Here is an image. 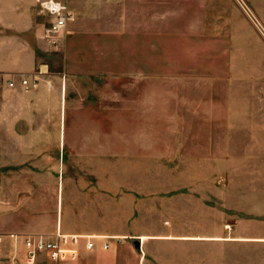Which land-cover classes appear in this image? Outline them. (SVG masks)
I'll return each mask as SVG.
<instances>
[{"label":"rangeland","instance_id":"obj_1","mask_svg":"<svg viewBox=\"0 0 264 264\" xmlns=\"http://www.w3.org/2000/svg\"><path fill=\"white\" fill-rule=\"evenodd\" d=\"M151 4L130 12L152 16L148 58L134 60L151 74L134 88L81 84L61 42L39 69L61 76L64 122L34 88L0 87V235L19 236L16 251L0 243V264L18 257L22 236L51 239L59 223L163 232L153 264L162 254L169 264H264L257 249L190 237L230 230L264 203V0Z\"/></svg>","mask_w":264,"mask_h":264},{"label":"crops","instance_id":"obj_2","mask_svg":"<svg viewBox=\"0 0 264 264\" xmlns=\"http://www.w3.org/2000/svg\"><path fill=\"white\" fill-rule=\"evenodd\" d=\"M64 1L73 14V20L60 34L61 43L65 46L64 64L67 68L74 65L80 69L77 75L82 77L81 84L90 80L99 86L97 89L104 90L106 80L113 79L119 83L124 81L122 83L129 84L132 89L139 79H148L151 73L135 66L134 60L148 58L147 23L152 16L146 14L133 17L130 12L132 9H152L151 0ZM37 3L38 0H0V76L4 78L19 79L39 69L42 55L52 47L43 38L44 27L51 18L46 16L43 19L40 16ZM142 26L146 27L145 31L141 30ZM143 44L145 50H140ZM123 59L130 60L131 65L124 67L121 62ZM39 70V83L31 92L53 102L58 119L64 122L67 112L65 102L60 109V86L63 83L61 76L51 73L49 81L45 79L48 76L46 71ZM49 82H53V86ZM15 87L24 90L20 83ZM131 215L132 212L129 213L130 217ZM80 216L71 213L68 218ZM60 229L59 223L58 231L62 234L77 233L94 238H112L106 250L100 248L99 242L92 250H86L81 244L77 260L70 264H145V261L146 264H153L155 256L150 247L167 237L163 232L161 235L156 232H139L128 226L111 231L70 227L65 229L66 232H61ZM190 237L198 241H209L210 245L228 247L240 244L249 250L257 249L258 252H263L259 259L264 261V203L258 204L257 213L237 219L230 230ZM159 245L164 246V243ZM210 254V258L213 257L211 259L218 256L213 248L210 249ZM248 255L246 259L250 261L253 255ZM161 262L169 264V259L164 260L162 254Z\"/></svg>","mask_w":264,"mask_h":264},{"label":"built area","instance_id":"obj_3","mask_svg":"<svg viewBox=\"0 0 264 264\" xmlns=\"http://www.w3.org/2000/svg\"><path fill=\"white\" fill-rule=\"evenodd\" d=\"M39 9L51 20L44 27L43 38L48 44L56 47L60 42V34L65 30L68 23L73 20V14L67 4L60 0H38ZM40 70L22 76L19 79L0 76V87L14 88L18 83L25 88H35L39 83ZM18 235L9 233L5 237L0 235V243L6 241L14 251L19 246ZM7 239V240H6ZM112 238H93L88 235L70 233L60 234L56 231L51 239L39 235H24L21 237L18 257L10 260V264H34L39 256H43L46 261L54 264L76 259L79 254L80 243L86 250H92L99 242L100 248H109V240Z\"/></svg>","mask_w":264,"mask_h":264},{"label":"bare ground","instance_id":"obj_4","mask_svg":"<svg viewBox=\"0 0 264 264\" xmlns=\"http://www.w3.org/2000/svg\"><path fill=\"white\" fill-rule=\"evenodd\" d=\"M57 232H59V231H57ZM60 233V232H59ZM60 234H62V233H60ZM94 238V237H93Z\"/></svg>","mask_w":264,"mask_h":264}]
</instances>
